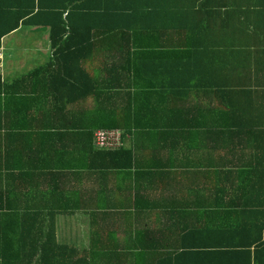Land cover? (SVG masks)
<instances>
[{"label":"crops","instance_id":"obj_1","mask_svg":"<svg viewBox=\"0 0 264 264\" xmlns=\"http://www.w3.org/2000/svg\"><path fill=\"white\" fill-rule=\"evenodd\" d=\"M190 2L206 19L198 76L114 77L124 61L96 31H76L63 53L47 28L0 41L38 43L0 74L2 136L22 134L7 141L10 197L43 228L57 214L59 243L94 264H264V0ZM110 126L123 148L97 150Z\"/></svg>","mask_w":264,"mask_h":264},{"label":"trees","instance_id":"obj_2","mask_svg":"<svg viewBox=\"0 0 264 264\" xmlns=\"http://www.w3.org/2000/svg\"><path fill=\"white\" fill-rule=\"evenodd\" d=\"M190 1L0 0V41L19 28L20 24L47 28L51 31L52 46L63 53L65 49H71L70 42L75 39L76 31H96V35H91L92 38L105 37L111 40V60L124 61L121 69L116 63L112 64L110 71L114 77L121 71L133 77L158 76L161 66L163 69H176L171 72L179 73L180 76L184 73L198 76L199 71L194 68L198 63L195 50L199 49V35L206 28V19L200 15L202 5ZM173 31L180 34L185 31L189 35L187 38L181 35V42L176 44L172 38ZM163 35L168 36L167 43L162 42ZM118 39H122L123 44L115 49L114 42ZM184 40L189 45H184ZM4 86L0 75V94L5 91ZM32 121L38 122V118L32 116ZM0 128L3 126L0 125ZM98 130L119 129L110 126ZM59 132L53 137H59L62 134ZM21 135L5 133L3 137L0 129V158L4 162H0V171L2 165L6 172L5 175L0 172V264H94L80 257L82 255L76 248L59 243L57 214L53 215L54 220L47 229L41 226L39 217L19 214L15 207L10 197L8 178L15 177L10 174L18 168L8 164L10 149L7 141ZM55 138H52L53 142Z\"/></svg>","mask_w":264,"mask_h":264},{"label":"built area","instance_id":"obj_3","mask_svg":"<svg viewBox=\"0 0 264 264\" xmlns=\"http://www.w3.org/2000/svg\"><path fill=\"white\" fill-rule=\"evenodd\" d=\"M4 67V54L0 48V74ZM124 133L121 130H98L94 133V146L97 150L118 151L124 146Z\"/></svg>","mask_w":264,"mask_h":264},{"label":"rangeland","instance_id":"obj_4","mask_svg":"<svg viewBox=\"0 0 264 264\" xmlns=\"http://www.w3.org/2000/svg\"><path fill=\"white\" fill-rule=\"evenodd\" d=\"M32 40H33V38H32ZM36 45H38V43H33V42H32L31 45H27V46H23L22 44H19V45L15 44V47H16L15 48V52H12L9 48L5 47V49H2L3 50V54H4V62H5V57L7 59V62H8L9 59L10 60L21 59L24 56V54H25L26 58H28L27 54L29 53L28 52L29 49L35 50L36 48L33 47V46H36ZM23 73H24L23 70H18V71L15 72V76H19V75H21Z\"/></svg>","mask_w":264,"mask_h":264}]
</instances>
